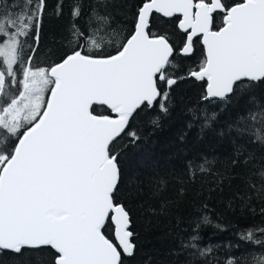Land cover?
<instances>
[{
	"label": "snow or ice",
	"instance_id": "6c2138e0",
	"mask_svg": "<svg viewBox=\"0 0 264 264\" xmlns=\"http://www.w3.org/2000/svg\"><path fill=\"white\" fill-rule=\"evenodd\" d=\"M44 9L45 0H0V253L49 248L50 264H123L135 244L116 199L115 143L139 138L128 129L142 106L167 113L177 82V45L153 31L154 16L174 19L180 55L199 38L204 56L189 75L206 81L203 99H223L245 80H264V0H140L127 36L94 10L96 26L86 34L73 24L69 50L41 66L29 40H39ZM258 180L264 190V170Z\"/></svg>",
	"mask_w": 264,
	"mask_h": 264
},
{
	"label": "trees",
	"instance_id": "16d2710c",
	"mask_svg": "<svg viewBox=\"0 0 264 264\" xmlns=\"http://www.w3.org/2000/svg\"><path fill=\"white\" fill-rule=\"evenodd\" d=\"M77 3L80 15L73 18ZM139 4L45 0L39 40H29L36 48L35 62L46 66L62 57L69 50L73 24L86 34L96 26L94 10L110 18L111 29H123L127 36ZM152 29L168 34L177 45V82L169 90L167 113L158 103L142 106L128 129L139 138L122 134L115 143L120 168L116 199L130 214L135 244L123 264H226L229 258L256 264L264 259V190L258 191V173L264 170V80H245L223 99H203L204 81L185 75L203 59L199 39L194 38L190 56L180 55L182 33L173 18L156 14ZM205 158L214 163L210 171L200 172L197 166ZM249 231L251 239L246 238ZM107 235L112 238L111 229ZM186 244L195 247L182 246ZM51 256L49 248L20 255L5 251L0 264H50Z\"/></svg>",
	"mask_w": 264,
	"mask_h": 264
},
{
	"label": "water",
	"instance_id": "95a60500",
	"mask_svg": "<svg viewBox=\"0 0 264 264\" xmlns=\"http://www.w3.org/2000/svg\"><path fill=\"white\" fill-rule=\"evenodd\" d=\"M160 15V14H159ZM162 16V15H161ZM163 17V16H162ZM132 30H133V26H132ZM131 30V31H132ZM130 31V32H131ZM199 39V38H198ZM200 42V41H199ZM201 44V43H200ZM201 46H202V50H203V56H204V47H203V45L201 44ZM180 47H182V44L180 45ZM179 47V48H180ZM179 48H178V52H179ZM61 58V57H60ZM59 58V59H60ZM59 59L58 60H56L55 62H58L59 61ZM53 63V62H52ZM195 69H198V67L197 68H195ZM192 70H194V69H192ZM191 71V70H190ZM190 71H188L185 75H187V76H190L189 75V72ZM194 78V77H193ZM203 90H204V94H203V97L205 96V94H206V81H204V85H203ZM111 237H112V239L114 240V237H113V235H112V231H111ZM114 242H115V240H114Z\"/></svg>",
	"mask_w": 264,
	"mask_h": 264
}]
</instances>
